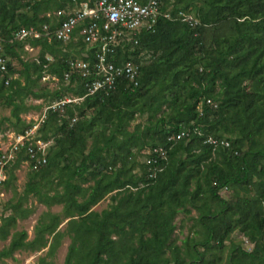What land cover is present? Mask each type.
Wrapping results in <instances>:
<instances>
[{"label": "trees", "instance_id": "obj_1", "mask_svg": "<svg viewBox=\"0 0 264 264\" xmlns=\"http://www.w3.org/2000/svg\"><path fill=\"white\" fill-rule=\"evenodd\" d=\"M75 1L88 0H0L8 57L7 71L0 68V104L10 108L0 134L6 121L15 133L33 124L22 115L41 106L28 104L29 97H85L67 104L63 114L47 112L39 136L54 143L46 164L30 166L24 191L3 215L0 239L11 240L0 260L47 247L51 256L69 236L65 264H264V0H164L162 11L173 17L159 16L152 29L110 57L117 64L142 62L139 84L121 79L109 95L87 96L81 75L65 81L70 60L87 50L94 59V49H86L80 36L69 43L15 39L24 27L55 28L57 19L48 13ZM27 45L41 47L37 59L22 57ZM46 74L59 78V88L42 86ZM138 117L145 121L132 125ZM182 132L180 139L171 138ZM210 138L230 146L211 144ZM153 148H163L167 159L158 153L151 165L138 159ZM27 160L22 152L6 167L0 188L15 180ZM155 167L163 170L151 177ZM31 195L63 209L44 211L29 240L27 230L12 229L34 212L24 208ZM108 195L111 204L95 210ZM193 211L192 235L177 244L176 219ZM235 231L246 235L252 250L232 238Z\"/></svg>", "mask_w": 264, "mask_h": 264}, {"label": "built area", "instance_id": "obj_2", "mask_svg": "<svg viewBox=\"0 0 264 264\" xmlns=\"http://www.w3.org/2000/svg\"><path fill=\"white\" fill-rule=\"evenodd\" d=\"M163 4L164 0H145L144 3L137 0H88L81 3L75 1V4L66 9L48 13V16L53 15L57 19L55 28L52 29V24L48 23L42 27H24L15 33V39L24 41L30 38H46L49 41L56 39L69 43L72 40H78L80 36L87 45L86 49H94V59H88L90 56L87 50L83 54L84 57L70 60V70L65 73V81L69 82L72 75L77 73L84 78L86 96L99 92L109 95L117 88L121 79H125L135 86L139 84L142 62L128 60L117 64L110 57L114 56L119 47L137 36L143 29H152L159 16L163 15L171 19L173 16L170 10L162 11ZM179 17L189 22L191 26L197 24L191 14L179 12ZM78 27H80L79 33L75 35ZM3 44L4 39L0 36V68L2 71H7L8 57L3 53ZM84 98L83 96L68 95L57 100L55 104L48 106L41 118L33 122L23 133H14L7 147L0 146V183L5 179L6 167L14 162L22 152L28 156V160L25 162H28L33 169H39L47 163L51 140H44L39 136L40 128L47 119V112L51 109L61 111L67 104L80 102ZM208 103L213 104L211 100H208ZM215 106L217 105L215 104ZM184 135L186 133L182 132L171 138L180 139ZM208 142L214 145L220 143L230 146V142L227 140L219 142L210 138ZM144 153L145 162L148 165L158 162L157 157H154L156 153L163 159H167V153L163 148L147 149ZM162 170L163 168L155 167L150 176L155 177L156 172ZM243 241L245 245L254 247L247 237ZM252 248L245 247L247 250H252Z\"/></svg>", "mask_w": 264, "mask_h": 264}, {"label": "rangeland", "instance_id": "obj_3", "mask_svg": "<svg viewBox=\"0 0 264 264\" xmlns=\"http://www.w3.org/2000/svg\"><path fill=\"white\" fill-rule=\"evenodd\" d=\"M41 47H30V45H27L25 48V52H23L22 57L26 60H35L39 57ZM17 68H21V65L14 61ZM56 76H52L50 74H46L45 78L43 77L41 80L42 86H47L48 88L54 90L56 88H59L61 85L59 78H55ZM69 96H72V94H68ZM66 95V96H68ZM57 102V100L52 99H34L32 97H29L27 100L28 104L32 105H40L41 107L39 109H32L28 113H23L22 117L27 122H36L39 118H41L42 114L45 112L46 108L50 105H53ZM61 114L65 113V109L60 111ZM10 116V108L3 107L0 104V120L4 117ZM144 117H138L135 121H133L132 125H135L139 122H144ZM5 131L0 134V146L3 148L7 147L15 133L14 127L11 125L10 122H5L4 124ZM51 144L54 143V139H50ZM140 161L145 160V157L140 155L138 158ZM31 172V168L29 166L28 162H22V164L19 166V168L16 169L15 180L12 181L10 185L3 186L0 188V224L2 222V218L4 214H8L11 211L8 210V207L10 205V202H17L19 199V194H21L24 189L25 185L29 180V174ZM8 177V173H6L5 178ZM223 196L226 198L231 197V193L224 190L222 192ZM111 204V195L106 196L101 202H99L94 209L97 211H102L103 209L107 208ZM32 208L34 212L27 218H20L18 219L17 226L12 229V232L15 230H27L29 234V240H32L35 236V226L39 220L40 215L44 211H51V212H61L63 207L60 204L53 205L52 207H47L46 205L39 203L36 197L30 196L27 201L24 204V208ZM196 216V211H193V213L186 214L184 212H181L177 219V229L174 234V239L177 244H182L183 239L188 235L191 234V227L193 224V221L191 217ZM66 222H63L61 225V230H64L66 227ZM232 238L234 240H238L240 243L243 241L244 238H246V235L243 233L241 234L239 231H235V233L232 235ZM11 240V237H9L7 240H1L0 239V251L9 245ZM71 243V239L69 236H65L62 240V243L60 247L57 249V251L51 255L46 257V254L48 252V247L40 250V251H31V250H20L15 252V254L10 258H5L0 260V264H65V258L68 252L69 244ZM244 248L247 249L252 248L248 244H244ZM46 258L45 262H41V258Z\"/></svg>", "mask_w": 264, "mask_h": 264}]
</instances>
